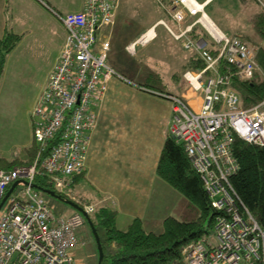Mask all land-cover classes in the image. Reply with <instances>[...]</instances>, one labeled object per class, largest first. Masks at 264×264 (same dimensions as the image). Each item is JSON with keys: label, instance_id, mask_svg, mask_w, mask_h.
I'll use <instances>...</instances> for the list:
<instances>
[{"label": "built area", "instance_id": "2783aa9c", "mask_svg": "<svg viewBox=\"0 0 264 264\" xmlns=\"http://www.w3.org/2000/svg\"><path fill=\"white\" fill-rule=\"evenodd\" d=\"M174 1L180 5L173 10L174 18L183 28L177 33L167 27L177 39L184 38L185 48L199 53L205 66L183 73L191 95L163 94L172 101L169 133L184 144L219 212L215 239L205 236L186 245L185 264H264V228L241 207L229 180L238 168L232 153L235 134L264 146V99L243 108L230 86L234 76L243 80L253 76L257 69L253 50L240 37L221 29L198 1ZM119 2L84 0L83 10L58 13L67 34L34 113L40 150L28 166L0 169V202L17 183L0 209V264H75V230L84 224L85 215L77 211L68 218H57L36 192L35 177L50 175L56 190L63 192L64 179L86 169L92 131L109 82L114 77L124 79L107 62L110 35L102 33L113 23ZM187 14L197 19L185 23ZM196 25L211 36L215 53L204 39L194 41L187 36ZM147 33L127 49L133 51L136 43L148 42ZM190 97L200 98L199 105L192 104ZM82 207L89 215L95 209L92 204Z\"/></svg>", "mask_w": 264, "mask_h": 264}, {"label": "rangeland", "instance_id": "374dc122", "mask_svg": "<svg viewBox=\"0 0 264 264\" xmlns=\"http://www.w3.org/2000/svg\"><path fill=\"white\" fill-rule=\"evenodd\" d=\"M226 1L229 2L230 0ZM243 1L247 5L240 7L239 10H241V13L245 14V12L248 11L249 14L252 13V15L255 16L256 13L264 9V0ZM238 2L239 0H236L235 4ZM176 8L177 7H175V9ZM208 10L209 9H207V11ZM242 17L244 21L249 24V19L244 15H242ZM159 18H164L171 26L174 25L171 22V19L165 15L163 6L157 0H120L117 11L113 17V23L106 26L102 33L104 34V37L108 34L111 35V47L107 57L108 64L111 65L116 72L120 75L123 74L125 77L123 76V82L121 78H119L120 82L116 85V87L119 86L120 91H115L118 96L114 97V109L110 110V112H104L103 117L101 118L102 121L100 125L102 126L103 133L99 137V142L96 139L93 152L99 160H96L94 167H92L89 172L86 171L74 174L64 179L65 190L63 192L56 190L55 185L53 184V179H49L53 186V188L51 187L50 189L59 194L61 198L71 199L78 204H83V206L92 204L95 209L103 205L116 208L119 211L117 217V226L119 228H126L132 218L138 215L144 222V228L156 233L163 230V221L168 216H174L182 220H189L194 214L193 211H195L193 210L194 207H188L189 204L187 203L186 198L175 188L171 187L161 178V181L168 186L159 185L154 180L156 176H154L152 167L155 162V164H157L164 142L167 139L168 134H170L169 126L171 124L173 112L171 110L170 100L154 96L157 94H149L136 89L139 88L138 86H141L143 82L139 75L132 73L133 69L138 65L141 72L149 69L155 70L158 66L155 65V59L153 60V58L158 52H160V55L163 52V49H160L159 46H162L164 41L167 42V40H170L173 44L177 43L170 37L165 38L164 35H161L155 42L147 46H140L142 43H136L139 44L136 49L138 54L134 56H130L125 50L127 46L134 43L131 42L127 44L128 42L155 23ZM190 18L191 19L189 20L186 18L185 23H193L194 20L197 19V16ZM179 26L180 29L178 31L175 29V32L177 33L183 28L182 25ZM220 28L223 29L221 26ZM159 30L165 31V28L160 26ZM192 30L187 33L189 38L194 41L204 39L208 42L207 46L209 49L212 48L211 50H213L214 43L209 34L207 38H193L191 36ZM226 33L230 34L228 31H226ZM152 39V36H149V41L143 45L148 44ZM179 40H182L183 44L184 38ZM262 41L263 40L257 33V35L254 38H251L249 42H245H247L248 46L253 50V60L257 67L255 72L259 70V72L264 75L256 58L258 47L264 44ZM23 44L25 47L17 49L14 56L13 53L11 54L13 58L10 61H8L7 56L4 68L5 73L3 71L4 74L2 73L0 76V107H4L3 104H5V107L8 106L15 109V113H27L25 109L30 112L33 142L30 147L35 148L36 145L40 147V144L35 136L36 129L34 113L40 106L51 73L61 57L65 40L61 47L62 49L54 50L52 46L53 51L44 50L46 54L38 57H35L30 53L26 42ZM192 49L194 50V48ZM192 51L189 49L182 51V53L179 52L175 60L176 65L179 66V62L183 59H187L188 55L190 56L193 53ZM146 55L148 58L143 60V57ZM54 56H58V59L52 71L49 72L51 64L55 60ZM150 58L152 59L150 60ZM174 67L175 65L172 63L171 67H168V70L164 71L166 77L170 75L171 71H173L172 68ZM165 84V90H171V92L177 91L169 82ZM178 86V91H183L188 87V84L183 78ZM116 87L112 86V89L116 90ZM145 88L148 89L147 91L153 89L148 86ZM181 93H178V95ZM163 94L169 93H165V91L159 92V95ZM183 95L189 96L190 93L186 92ZM199 96L201 98L202 94H199ZM238 97L241 104V96L239 95ZM94 130L92 131V136ZM6 133L10 135L11 139L9 129L6 130ZM104 136H106V140ZM18 148L19 147L11 148L8 151L9 154H12L8 155L9 158H16V162H12L9 169L4 166L0 169L12 170L18 165L28 166L35 160L36 156H33L32 158V156L30 157L28 154L27 160L19 161L20 155ZM22 151L24 152V149H22ZM0 156H2V158H8L1 154ZM113 173L116 174L113 175ZM39 176L52 177L47 174L36 175L34 188L36 192H39V194L46 200L49 210L57 218H68L75 212H79V210L66 203L63 199L42 191V188L39 186L36 187V178ZM112 199L116 200L121 208L119 205L115 206ZM120 202H123L124 206H122ZM3 206L4 204L2 207ZM95 209L93 213H95ZM75 232L78 238V243L75 249H73L75 264H98V245L89 222L86 220L82 226L76 228ZM100 232L103 235V229H101ZM207 236L215 239V227L210 229V233H208ZM197 253H199V251Z\"/></svg>", "mask_w": 264, "mask_h": 264}, {"label": "trees", "instance_id": "16d2710c", "mask_svg": "<svg viewBox=\"0 0 264 264\" xmlns=\"http://www.w3.org/2000/svg\"><path fill=\"white\" fill-rule=\"evenodd\" d=\"M163 1L175 6L173 0ZM252 22L264 43V9L252 17ZM200 28L199 25L193 28V38H207L208 34ZM20 38V34L10 30L0 37V76L8 54L16 47ZM211 51L215 53L214 50ZM256 58L264 72V44L258 47ZM186 66L199 70L205 66V61L193 50ZM223 69L227 68L223 66ZM230 86L241 96L240 106L243 108L264 99V75L259 70L251 79L243 80L234 76ZM30 148L27 153L33 158L40 147L36 145L35 148ZM232 153L238 168L230 175L229 180L237 200L264 228V146L246 141L235 134ZM15 160L16 158L0 156V168L4 166L9 169ZM156 172L158 177L186 198L188 207H194V214L189 220L168 216L163 221V230L156 233L146 230L139 216L132 218L126 228H119L116 208L107 205L96 208L95 213L91 214V219L104 251L102 264H185L184 247L203 239L210 233V229L215 227L219 212L204 187L203 177L194 169L184 144L170 134L159 154ZM49 179V176H39L36 178V184L42 189L53 188Z\"/></svg>", "mask_w": 264, "mask_h": 264}, {"label": "crops", "instance_id": "0c3cea01", "mask_svg": "<svg viewBox=\"0 0 264 264\" xmlns=\"http://www.w3.org/2000/svg\"><path fill=\"white\" fill-rule=\"evenodd\" d=\"M157 1L163 6L165 15L169 17V19H171V22L174 25L171 26L166 22L164 18H159L155 23L150 25L147 29L143 30L138 36H136L133 40H131L127 44L131 42H136L138 38L143 33H146V31L148 32V30L152 31L153 39L148 44L146 45L140 44V46H147L149 44H152L161 35L162 36L164 35L165 38L170 37L177 44H173L171 43L170 40H167V42L164 41V44L162 46H159L160 49H163V52L161 55L160 52H158L153 58V60L155 59V65L158 66L157 68H155V70L149 69L147 71L141 72L139 70L140 68H138L139 65L133 69L132 73L139 75L143 82V84L139 82L143 86L142 85L138 86L139 88L136 89H139L140 91H144L149 94H157L154 96L157 97L159 96L160 98H164L166 100L167 99L170 100V99L164 95H159L160 91L161 92L165 91V93L174 94V95H178V93L181 92L182 93L180 95H183L186 92H189L191 95L192 93L190 91H187V87L183 91H178L179 89L178 84L184 78L183 77V73L185 71L184 69L186 68L191 69L186 65L188 64V61L190 60L192 54L190 56L188 55L187 59H183L182 61H180L179 66L176 65L175 60H176V56H178V53L179 52L182 53V51L189 49H186L183 46L182 40L176 39L171 34V32L168 30V27L166 25L162 23H158L160 20H164L169 25V27H171L174 31L175 29L178 31L180 29L179 26L180 24H178L170 14L173 13L175 6H173L172 4H168L163 0L161 2L160 0ZM196 1L201 3L204 6V10L206 12L209 11L208 14L211 16V18L214 21H216L218 25L223 27L224 30L228 31L230 34L237 35L238 37H240L241 39L247 42H249L251 38H254L257 35L258 32L255 26L253 27V23H252V17H253L252 13L249 14L247 11L244 14L241 13V10H239L241 6L247 5L246 3H244L243 0H239L237 4H235L236 0H230L229 2H227L226 0H196ZM83 8H84V0H0V37H3L7 30H10L16 34L21 35V38L18 44L16 45V47L8 54V61H10L13 58L17 49H19L20 47H25V45L23 44L25 42L27 44V47L29 48L30 53L35 57L46 54L45 51H53L52 46L54 50L62 49L61 47L63 46L66 37L65 36L66 29L62 20L58 17V13L67 14L71 12H79ZM207 9L209 10L207 11ZM242 15L246 16V18L249 19V24H247L244 21ZM190 17H196V16H190L187 14L186 16L187 20L191 19ZM160 26H163V28H165V31L163 30H162L163 32L160 31L159 30ZM200 38H204V37H200ZM138 45L139 44H136V47L134 48L133 51L128 50L127 47L125 48V50L128 52L130 56H134L138 54L136 52ZM110 47H111V43H110ZM12 53L13 56H11ZM146 58H148L147 55L143 57V60H145ZM54 59L55 60L51 64L49 72L52 71L54 65L56 64L58 56L56 57L54 56ZM151 59L152 58H150V60ZM172 63L175 65V67L172 68L173 71H171L170 75L166 77L164 71L168 70L167 68L171 67ZM4 73H5V69H4ZM121 75L124 76L123 74ZM119 80L120 79L116 77L110 80V85L108 87L106 97L102 102V104L100 105V109H98L97 126L93 132L92 142L89 149L85 172L86 171L89 172V170L92 169V167H94L96 160H99L96 158V155L93 154L95 148L94 147L95 141L97 139L99 142V137L103 133L102 126L100 125L102 121L101 118L103 117V113L106 111L110 112V110H113L115 107L114 97L118 96L115 91H120L119 86L116 87V85L119 84L120 82ZM121 80L123 82V79ZM167 82H169L172 85V87L175 88L177 91L171 92V90H165L166 89L165 83ZM112 86H115L116 90L112 89ZM146 86L151 87L155 90L150 89V91L152 92L147 91L148 89L145 88ZM190 102L195 106H198L200 103V98L198 99V98L190 97ZM3 105L4 107L3 106L0 107V154L8 157L9 159L8 155H12V154H9L8 151L11 148L19 147L18 148L20 155L19 161H25L28 159V153H27L28 148H30V146L33 143L32 122L30 118V112H28V110L25 109L27 113H22V112L15 113L16 111L15 109L8 106L5 107L6 106L5 104ZM170 106L172 110L171 100H170ZM7 129H9V133L11 134V139H10V135L6 133ZM104 137L106 140V136ZM22 149H24V152L22 151ZM155 163L153 164L152 167L154 176H156L154 178L155 182H157L159 185L168 186L163 181H161L160 177H158L156 172L157 164ZM115 174L116 173H113V175ZM112 202H114L113 204L115 206L119 205L120 207V204H118L116 200L112 199ZM120 203L122 204V206H124L123 202Z\"/></svg>", "mask_w": 264, "mask_h": 264}, {"label": "water", "instance_id": "95a60500", "mask_svg": "<svg viewBox=\"0 0 264 264\" xmlns=\"http://www.w3.org/2000/svg\"><path fill=\"white\" fill-rule=\"evenodd\" d=\"M16 184L17 183L15 182L11 186V188L9 189V191L6 193L5 197L3 198L2 202L0 203V208L2 207V205L4 204L6 198L12 192V190L14 189V187L16 186ZM35 186L38 187V185H35ZM41 190L44 191V192L49 193L52 196H55L57 198H61V196L59 194H57L52 189H41ZM61 199H63L66 203L72 205L74 208H76L77 210L81 211L85 215L86 220L89 222V224H90V226L92 228V231H93V233L95 235V239H96V242H97V245H98V250H99V260H98V264H102V261H103V258H104V251H103V247H102V244H101V240H100L99 234H98L96 228L93 225L91 216L88 213H86V211L83 209V207L80 204L74 202L73 200L68 199V198H61Z\"/></svg>", "mask_w": 264, "mask_h": 264}, {"label": "bare ground", "instance_id": "6f19581e", "mask_svg": "<svg viewBox=\"0 0 264 264\" xmlns=\"http://www.w3.org/2000/svg\"><path fill=\"white\" fill-rule=\"evenodd\" d=\"M173 3H174V5H175V7H179V6H180V5L176 4L174 0H173ZM170 14H171L172 18L175 20V18H174V14H173V13H170ZM175 21H176V20H175ZM176 22H177V21H176ZM158 23H162V24H164V25H166V26H169L164 20H160ZM147 35L152 36V31H149V30H148Z\"/></svg>", "mask_w": 264, "mask_h": 264}, {"label": "clouds", "instance_id": "9594fccd", "mask_svg": "<svg viewBox=\"0 0 264 264\" xmlns=\"http://www.w3.org/2000/svg\"><path fill=\"white\" fill-rule=\"evenodd\" d=\"M207 13V12H206ZM208 14V13H207ZM209 15V14H208ZM210 16V15H209ZM211 17V16H210ZM83 205V204H82Z\"/></svg>", "mask_w": 264, "mask_h": 264}, {"label": "flooded vegetation", "instance_id": "af4514ba", "mask_svg": "<svg viewBox=\"0 0 264 264\" xmlns=\"http://www.w3.org/2000/svg\"><path fill=\"white\" fill-rule=\"evenodd\" d=\"M80 204V203H79ZM81 205V204H80ZM82 206V205H81Z\"/></svg>", "mask_w": 264, "mask_h": 264}]
</instances>
